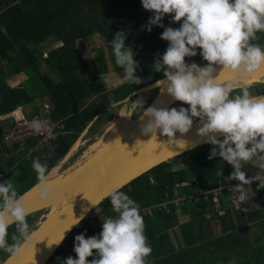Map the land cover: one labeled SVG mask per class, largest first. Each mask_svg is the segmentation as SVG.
I'll use <instances>...</instances> for the list:
<instances>
[{"label": "trees", "instance_id": "obj_1", "mask_svg": "<svg viewBox=\"0 0 264 264\" xmlns=\"http://www.w3.org/2000/svg\"><path fill=\"white\" fill-rule=\"evenodd\" d=\"M150 15L149 10L142 8L140 0H0V117L25 106L33 113L49 106V121L60 124V129L45 140L22 141L24 145L20 153L10 154L17 146L11 148L0 133V181L10 178L17 194L22 195L37 183L31 167L33 158L46 162L48 174L84 131L95 133L98 127L110 121V111L122 104L131 92L164 77L161 72L154 71L151 64L156 54L163 53L167 41L160 39L162 27L152 26L151 31L146 30ZM170 15L165 14L162 23L178 27L180 22H171ZM118 31L125 33L124 44L131 48L133 59L137 61L134 74L140 77V83L123 81L110 88L107 81L112 79L110 71L122 73V69L115 65L111 49V39ZM93 35L101 38L105 49L99 47L88 58L86 52L83 56L81 49L84 40ZM256 35L257 39L251 42L264 46V32ZM50 39L55 45L45 48ZM184 59L198 65L207 63L201 60L199 49L195 56ZM20 74L25 76L22 82L15 86L8 84L11 76ZM248 90L256 95L264 93L257 85L248 86ZM239 91L240 88L233 89V93ZM153 98L149 96L142 107L145 108ZM175 104L176 107H187L181 101ZM138 110L132 118L139 115L141 110ZM211 147L207 143L177 156H187L189 164L185 168H173L169 160L120 189L136 201L140 209L166 203L165 210L154 208L150 214L140 212L146 242L152 248L145 258L146 263L264 264L263 209L241 212L222 201L220 208L225 210V215L219 216L211 202H182L178 206L172 203L179 196L206 187L240 182L235 178L229 180L231 166L227 162L218 156L207 158ZM257 158L258 162L253 157L242 163L246 178L264 173ZM217 170L221 175H217ZM181 182L192 185L179 187L175 194L174 188ZM250 188L254 190V185ZM230 192L225 191L226 194ZM256 194H264V187ZM96 208L99 211L92 210L91 219L86 217L75 226L47 264H63L64 258L70 255L75 258L72 251L74 236L81 232L86 238L92 236L97 231L94 224H100L98 230L101 231V221L116 215L108 198ZM42 211L25 217L30 232L39 222ZM206 213L213 216L206 218ZM222 219L225 231L214 230ZM13 236L21 239L14 223L8 226L6 239L9 243L15 242ZM9 255L0 250V264Z\"/></svg>", "mask_w": 264, "mask_h": 264}, {"label": "clouds", "instance_id": "obj_2", "mask_svg": "<svg viewBox=\"0 0 264 264\" xmlns=\"http://www.w3.org/2000/svg\"><path fill=\"white\" fill-rule=\"evenodd\" d=\"M143 9L151 15L145 28L159 26L163 31L160 39L167 41L162 54H156L152 69L161 72L165 78L164 91L174 100L186 104L171 108H143L140 98L129 101L127 116L140 109L149 117L140 126L141 134H150L147 141L158 136H166L172 142L174 133H186L196 118L200 125L196 128L198 138L212 145L208 159L218 156L231 166L229 180L235 178L241 183L230 190L240 193L245 199L242 185L256 180L264 186V179L245 176L242 163L259 157V168L264 169V97L251 95L246 79L250 71L264 64V46L252 43L257 32H264V0H140ZM165 14H171V22L179 21L173 28L162 23ZM125 33L116 32L111 39V49L115 65L122 69V80L128 83H140L135 75L137 61L133 52L124 44ZM207 63L203 66L195 61L186 62L185 57L197 54ZM214 65L221 66L236 74L240 84L239 93H233L231 84H224L213 76ZM162 81L157 80V84ZM29 128L39 132L50 126L48 120L33 118ZM220 133L221 139L215 134ZM183 146V142L176 141ZM31 167L37 176V197L45 200L51 191L47 179V164L33 158ZM217 175L221 171L217 170ZM251 189V188H250ZM115 216H108L101 222L98 234L85 237L81 232L73 238L71 255L64 258L63 264H146L145 258L151 253L150 243L146 242L144 221L139 204L119 188H110L105 192ZM95 205L96 201H90ZM24 200L17 194L10 178L0 181V250L15 255L21 242H27L31 233L26 222ZM83 216L73 218L58 239L51 243L59 244L63 233L71 226L78 225ZM15 224L16 236L13 243L6 239L8 225ZM49 243V244H51ZM95 250V252H93ZM86 257H92L91 260Z\"/></svg>", "mask_w": 264, "mask_h": 264}, {"label": "water", "instance_id": "obj_3", "mask_svg": "<svg viewBox=\"0 0 264 264\" xmlns=\"http://www.w3.org/2000/svg\"><path fill=\"white\" fill-rule=\"evenodd\" d=\"M220 69L221 66L214 65L213 76H217L219 82L226 84L229 80L237 78L235 73ZM246 78L251 81L248 86L264 85V64L250 71ZM159 80L162 81L161 84H157L156 80L134 90L127 96V100L130 101L139 95L157 90L155 97L146 107L170 108L178 101L164 91L165 78L162 77ZM235 88L240 86L233 87ZM254 96L264 97V93ZM124 101L127 102L126 99ZM128 119L129 122L106 140L103 146L83 164L67 174H61L57 182L48 183L51 191L45 200L37 197L38 190L35 187L37 183L20 195L24 200L26 217L42 210H47V214L30 232V239L27 242H21L17 253L10 254L1 264H47L63 240L77 225L64 231L63 239L59 244L51 242L59 238L72 216L75 218L82 215L80 223L95 209V205L90 201H96L97 207L107 198L105 192L108 189L118 187L120 190L155 166L207 144L196 134V128L200 126L197 120L186 133H174L173 140L169 143L166 136H158L155 142L147 141L150 134H141L140 126L145 124L149 117L142 112L135 118L128 116ZM215 136L218 139L222 138L220 133H216ZM177 140L182 141L183 146L177 144ZM150 144L166 146V148L151 155L138 157V150ZM78 192H82V195L72 203L57 212L48 213L53 205ZM11 224L13 223L8 226Z\"/></svg>", "mask_w": 264, "mask_h": 264}, {"label": "built area", "instance_id": "obj_4", "mask_svg": "<svg viewBox=\"0 0 264 264\" xmlns=\"http://www.w3.org/2000/svg\"><path fill=\"white\" fill-rule=\"evenodd\" d=\"M51 112L49 106H45L44 109L31 114L29 117L20 118V119H11L9 120L7 128L3 131V140L6 143L12 144L17 142H22L27 139L39 138L45 140L49 138L56 130L60 129V124L58 122H50L48 119V114ZM33 118H38L40 120H48L49 125L41 129L39 132L33 131L29 128V121ZM264 179V173L259 175ZM256 177V176H253ZM241 182L236 183L235 185ZM192 184L190 182H181L176 184L174 188L175 194H177V189L179 187H190ZM235 185H218L216 187H206L202 190L188 195H182L177 197L172 201L174 205L178 206L182 202L185 203H194L199 204L201 202H211L212 208L216 210V214L219 216L225 215V210L220 208L221 202H226L230 206L240 210L241 212H248L251 210L263 209L264 210V194L257 195L256 192L260 190L261 186L258 181L251 180L248 185H254V190L246 192L243 190L245 199L240 200V193L237 191L231 190L229 194H226V190H230ZM243 187L245 185H242ZM154 208L166 209V203H160L158 205L140 209V212H147L148 214L152 213ZM213 215L211 213H206V218H211ZM100 231H95L94 234H98Z\"/></svg>", "mask_w": 264, "mask_h": 264}, {"label": "rangeland", "instance_id": "obj_5", "mask_svg": "<svg viewBox=\"0 0 264 264\" xmlns=\"http://www.w3.org/2000/svg\"><path fill=\"white\" fill-rule=\"evenodd\" d=\"M54 45H55V41H53V39H50L47 43H45V48H49L50 46H54ZM103 46H105V44L103 43L101 38L99 36L93 35L89 39V42L86 43V46L84 43V48L81 49V53L83 54V56H85V52H86L87 53L86 57L89 58L95 54L96 49H98L99 47L104 48ZM122 75H123V72L122 73H119V72L115 73L113 71H110L109 76H112V79L111 78L107 79L108 84H109L108 86H110V88H112V87H115V86L121 84L123 82ZM24 79H25V76L23 74L11 76L8 80V84L11 86H15L18 83L22 82ZM252 86H256V85H252ZM257 87L260 90L264 91V85H257ZM263 91H261V92H263ZM156 93H157L156 90H152L146 94L139 95V96L135 97L134 99H131L130 101L136 100L137 98H140V99H142L143 102H145V100L149 96L155 97ZM250 94L256 95L254 93H250ZM128 103H130V102H125L124 105L121 106L120 114L116 113L114 115V117H115L114 119L109 121L106 125L103 124V125H101L100 128L98 127V129H97V131H95V133L89 134L88 132L86 133V131H85L84 134L78 138V141L76 142V146H75L74 150L69 151L68 154H72V155L67 156L66 160H63V161L58 163L59 168L57 169V173L67 174L68 172L74 170L75 168H77L78 166L83 164L88 158H90L95 152L98 151V149L101 147V145L104 142H106V140L109 136H111L115 131H117L116 126L119 123H122L123 121L125 122L126 120L129 121L128 116H127V112L126 111L124 112L125 108L128 106ZM176 105L177 104L173 105L172 107H176ZM177 107H179V106H177ZM28 111L31 113V108ZM138 111H140V109ZM8 123H9V120H4V123L2 125L3 126L2 127V133L7 128ZM74 151H75V153H74ZM255 161L258 162L257 157H255ZM170 164L173 168H185L189 164V161H188L187 156L175 157V158L170 160ZM244 187L247 188V189H244V191L248 192V191H250L251 185L247 184ZM38 213L39 212H37V213L35 212L34 214H32V216L36 215ZM46 214H47V210H43L42 214H41L42 215L41 218L44 219ZM91 216H92V213H90L87 216V218L91 219ZM39 219L40 218L38 217V220ZM40 222H42V221H40ZM94 226H95V228H97L96 230H98L100 224H94ZM146 264H150V263L147 262Z\"/></svg>", "mask_w": 264, "mask_h": 264}, {"label": "crops", "instance_id": "obj_6", "mask_svg": "<svg viewBox=\"0 0 264 264\" xmlns=\"http://www.w3.org/2000/svg\"><path fill=\"white\" fill-rule=\"evenodd\" d=\"M96 36H98V35H96ZM85 41V46H86V43H88L89 42V39H85L84 40ZM83 48H84V46H83ZM82 48V49H83ZM113 88V87H112ZM124 103H125V101H123L122 102V104H120V105H118V106H116V107H114L113 108V110H111L110 111V114H111V118H110V121L112 120V119H114L115 117H114V115L117 113H119L120 114V110H121V106L122 105H124ZM126 109H127V107L125 108V110H124V112L126 111ZM28 110H30V108L29 107H27V106H25V107H22V108H19V109H16L15 111H13V112H11V113H9V114H7V115H4V116H1L0 117V133H1V136H2V139H3V133H2V125H3V123H4V120H11V119H13V118H15V119H20V118H25V117H29L31 114H33V112L31 111V113L28 111ZM127 112V111H126ZM132 116V115H131ZM8 126V125H7ZM85 132V131H84ZM84 132L80 135V136H82L83 134H84ZM79 136V137H80ZM42 141V140H41ZM77 141H78V139H77ZM76 141V142H77ZM76 142L74 143V145L72 146V148L70 149V151L71 150H74V148H75V146H76ZM39 143H41V142H39ZM22 145H24L22 142H17V143H12V144H9V146L12 148V146H17V148L16 149H11V151H10V154L11 153H13V152H16V153H20L21 152V149H22ZM19 146V147H18ZM76 151V150H75ZM75 151H74V153H75ZM69 153V152H68ZM67 153V155L61 160V161H63V160H66L67 159V156H69V155H72V154H68ZM7 155L9 154V153H6ZM75 155V154H74ZM73 155V156H74ZM72 156V157H73ZM60 161V162H61ZM59 168V164H57L55 167H53L52 169H54L55 170V173H57V169ZM51 169V170H52ZM50 170V171H51ZM244 189H247V188H244ZM243 189V190H244ZM249 190V189H248ZM42 217V215L39 217L40 219H39V222L40 221H42L43 219L41 218ZM186 218V217H185ZM188 219V218H187ZM186 219H183V221H185ZM182 221V222H183ZM38 224V223H37ZM214 230H218L219 232H224L225 231V224L223 223V219L222 220H219L218 222H217V226L216 227H214ZM151 264V263H150ZM257 264H258V262H257ZM262 264V263H261Z\"/></svg>", "mask_w": 264, "mask_h": 264}, {"label": "bare ground", "instance_id": "obj_7", "mask_svg": "<svg viewBox=\"0 0 264 264\" xmlns=\"http://www.w3.org/2000/svg\"><path fill=\"white\" fill-rule=\"evenodd\" d=\"M247 79V78H246ZM226 84H231L233 87H238L240 86L238 78L229 80ZM129 121L126 120L125 122L123 121L122 123H119L116 127V130L111 136H109L107 138L110 139L114 134H116L117 132H119ZM105 143V142H104ZM103 143V144H104ZM103 144L101 145V147L103 146ZM166 148V146H158V145H154V144H150V145H146L141 147L138 150L137 156L138 157H144L147 155H151L153 153H157L160 152L162 150H164ZM71 168V167H70ZM69 170V169H68ZM64 174V173H63ZM61 177V174L59 173H55V170L52 169L48 174H47V179H48V183H54L57 182L56 180H58ZM82 195V192H78L76 194H73L72 196H69L68 198H66L65 200L53 205L50 209V211L48 212L49 214H52L54 212H57L58 210H60L61 208H63L64 206L72 203L74 200H76L77 198H79Z\"/></svg>", "mask_w": 264, "mask_h": 264}]
</instances>
